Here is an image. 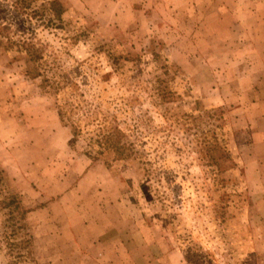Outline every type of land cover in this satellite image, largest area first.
<instances>
[{
    "label": "rangeland",
    "instance_id": "1",
    "mask_svg": "<svg viewBox=\"0 0 264 264\" xmlns=\"http://www.w3.org/2000/svg\"><path fill=\"white\" fill-rule=\"evenodd\" d=\"M17 1L0 0L4 45L8 38H22L44 60L58 57L49 74L72 85L64 97L76 93V98L87 100L88 109L101 107L114 115L122 128L135 116L131 106L141 105L148 112L146 124L150 122L140 138L149 145L146 162L154 161L158 146L169 170L187 166L174 186L190 200L176 210L183 213L196 254L209 264H264V69L257 42L248 46L235 29L247 5L242 0H21L24 6L34 1L23 13L13 6ZM253 2L257 11L264 6V0ZM39 8L60 13L63 29L37 28L48 20ZM258 18L260 14L250 20ZM73 38L79 43L67 52L65 44ZM103 44L126 56L139 54L141 60L123 61L126 75L118 77L113 65L95 52ZM51 45L61 46L65 54L49 50ZM25 57L16 49H0V169L7 176V191L17 194L27 211L31 245L25 243L23 251L7 257L1 248L7 216L0 202V264H188L186 245L162 219V207L141 196L138 167L117 163L112 155L91 159L87 135L71 146L72 130L60 119L55 95L48 93L43 79L29 77L37 67ZM165 64L170 75H164ZM49 68L38 67V72ZM166 89L176 99L165 106L179 124L168 123L156 105ZM203 110L211 112L203 123L217 120L224 126L245 179L248 201L243 214L224 228L230 243L216 238V203L209 204L202 189L209 188V174L195 153L183 149L185 124ZM163 127L174 135L167 129L161 132ZM210 132L208 125L191 138ZM94 205L108 225L99 232L89 226ZM14 230L21 234L19 222ZM232 231L238 243L230 240ZM107 233V251H87L98 234L102 238Z\"/></svg>",
    "mask_w": 264,
    "mask_h": 264
},
{
    "label": "trees",
    "instance_id": "2",
    "mask_svg": "<svg viewBox=\"0 0 264 264\" xmlns=\"http://www.w3.org/2000/svg\"><path fill=\"white\" fill-rule=\"evenodd\" d=\"M19 1L13 4L17 11H22L24 9L23 13H26L34 6V1L28 2L26 6H24V4L20 5ZM38 10L42 11L48 20L44 22V24H39L37 28L42 27L44 30L63 29V17L60 13L57 12L55 15H51L41 8ZM78 43L79 41L77 38H73L66 42L65 49L68 52L71 47L77 46ZM32 47L33 45L28 40H22V38L19 40H11L8 38L6 45H4L0 37V49L6 52L16 49L17 53H25L27 58L25 57L23 59L34 63L37 67L34 71L29 72L28 75L33 79H43L45 89L49 94L55 95L60 119L63 124L70 126L72 130L73 138L70 141V145L73 146L78 142L79 138L87 135L89 138L86 154L91 159L98 160L101 156L112 155L117 163L126 162L131 169L137 166L138 168L135 169L142 175L139 182L141 196L145 198L147 202L156 203L162 207V219L169 225L170 229H172V233L175 235L176 239H179L177 241H181L186 245L188 264H209L206 263L200 255L196 254L195 250L197 249V244L191 237L192 233L186 230V228L184 230L183 213L176 210L183 206L186 200H190L187 197L186 191H182L181 188H176L174 186L176 177H181L183 170L187 169V166L178 168V173L169 170L168 166H170V164L166 160L167 157H165V152L160 150L158 146H156L154 150V152H156L154 161L146 162L147 155L145 156L144 154L147 153L146 148L148 149L149 145L148 142H144V138L141 140L140 138L145 133V131L142 130L144 126L150 127V125H148L150 123L149 121L148 124H146V121L149 119L147 118L148 112L146 113L141 105L135 104V106L137 105L136 107L131 106V108L134 109L132 115L134 116L135 114V116L132 117L130 126L127 125V128L124 126L122 128L121 123L117 122L114 115L103 112L101 107L88 109L87 100L83 99L81 101L76 98V93L71 94L69 98H65L64 95L72 91V85L60 81L58 76L49 74L52 70L51 68L57 62L58 57L49 55L53 57V59L44 60L43 56H39L36 51L34 52L31 50ZM61 48L60 46L59 49H56L51 45L49 50L55 49L59 54H65L62 53L63 50H61ZM95 52L98 55L104 56L105 60L113 65L115 69L114 74L118 77L126 75L124 70L125 66L122 64L123 61L128 63L140 62L141 60L139 54H132L130 56L119 54L114 46L110 44L100 45L96 48ZM59 54L56 53V55ZM91 59L94 60V56ZM41 66H49L50 68L49 70H45L44 73H39L38 67ZM168 68H170L169 65L165 64L166 70L164 75H170V69ZM163 80L164 79L160 77L158 81L163 82ZM160 95L161 94H158L156 98L157 107L163 109V115L169 121L168 123L175 124L174 120L176 116L172 115L170 110L165 106L174 103L176 99L175 95L172 94L169 89L162 92V96ZM63 102H66L64 106L61 104ZM210 114L211 112L209 110H203L199 115L194 114V116H191V122L185 124L187 129L184 141L187 142V144L186 148L183 149L184 151L195 153L197 156L196 160L199 162L201 168L209 174L206 178V180H209V188L203 186L202 189H206L204 190V196H207L208 203H216L217 208L214 212L217 216L216 218H212L218 231H220L216 238L222 243H230L229 236H226L224 232L228 230H224V228L229 229L228 226L231 221L243 214V208L247 204L248 195L245 190L243 172L231 152L230 136L225 131L224 126L220 122L216 123L217 120L214 122L216 124L202 122L203 119H206V116ZM175 121L178 124L180 122V120ZM208 125L211 128V132L208 136L191 138L193 132L197 129L203 130ZM132 127L133 129H131ZM166 129L168 134L174 135L172 130L167 127H163L161 132H164ZM152 134L153 132L148 133V136ZM174 137L180 141L176 136ZM133 163L137 164L130 166ZM201 190L194 191V193L199 194ZM0 202L4 203L5 215L7 216L3 222L5 227V231L2 234L4 245L1 246V248L6 251L8 258H14L18 252L23 251L22 249L25 243L31 245V238L27 232V211L24 210L18 195L7 191V176L1 169ZM194 207L196 208L195 205H193V208ZM207 207L208 206H201V208L206 209ZM196 213L201 216L203 215L202 211L197 208ZM16 222L20 223L21 234H18L17 231L14 230ZM231 234L230 240L238 243V234L234 231H232ZM219 236H221V239ZM241 241H243V239H241ZM212 262V264H214L215 260ZM7 264H10L9 260Z\"/></svg>",
    "mask_w": 264,
    "mask_h": 264
},
{
    "label": "crops",
    "instance_id": "3",
    "mask_svg": "<svg viewBox=\"0 0 264 264\" xmlns=\"http://www.w3.org/2000/svg\"><path fill=\"white\" fill-rule=\"evenodd\" d=\"M253 1L254 0H242L243 4H246L247 6H244L240 11V14L243 15L241 16L239 22L235 24V29L240 30L239 39L245 42L248 46H252V43L257 42V52H259L258 59L262 62L264 69V15H262L264 13V6L257 11ZM223 11H225L224 8ZM256 14H260V19L258 18L257 20H250L253 16L255 17ZM43 119L44 117H41L39 118V121L42 122ZM54 123L56 124V120H54ZM93 211L95 213L92 216V219L95 223L90 222L89 226L94 227L96 232L101 231V228L107 229L108 225H104V220L101 218L104 214L98 213L97 205L93 206ZM98 237V240L90 244V249H88L87 251H91L94 249L97 251H107L110 245V243L108 242V233L105 234L102 238L98 234Z\"/></svg>",
    "mask_w": 264,
    "mask_h": 264
}]
</instances>
